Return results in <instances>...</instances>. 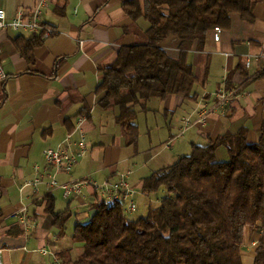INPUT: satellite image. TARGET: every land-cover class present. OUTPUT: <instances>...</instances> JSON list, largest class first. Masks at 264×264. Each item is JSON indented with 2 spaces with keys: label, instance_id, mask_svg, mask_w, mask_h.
<instances>
[{
  "label": "crops",
  "instance_id": "obj_1",
  "mask_svg": "<svg viewBox=\"0 0 264 264\" xmlns=\"http://www.w3.org/2000/svg\"><path fill=\"white\" fill-rule=\"evenodd\" d=\"M127 1L50 0L41 23L51 34L30 52L29 60L14 42L37 34L0 30V66L7 75L0 82V264H51L41 249L57 258L67 252L71 260L82 253L72 235L75 226L87 223L95 212V194L84 189L80 197L67 199L59 189L30 185L37 179L47 181L42 152L56 148L68 135L72 142L84 138L86 153L69 174L56 176L57 183L89 177L98 183L114 182L118 175L131 172L126 180L134 190L136 211L137 199L146 201L149 210L162 198L152 203V196L142 195V181L188 155L193 145L205 146L242 128L248 131L249 143L258 139L264 120V75L253 78L264 71V0L255 6L251 23L233 13L229 26L220 28L218 42L210 31L201 50L193 44L186 60L196 79L192 90L196 100L179 95L148 100L134 121L138 130L134 145H127L116 123L117 111L102 109L97 94L101 70L115 62L118 51L147 41L149 24L126 17L122 5ZM35 3L0 0V9L12 19ZM159 46L168 57L178 59L177 37L168 36ZM224 81L236 91L234 100L224 114L216 110L203 123L197 122L202 112L214 108ZM184 118L191 122L186 130ZM225 157L223 148L218 149L217 158ZM47 198L54 212H69L62 232L45 210ZM20 203L30 219L27 231L17 218ZM260 234L245 228L242 264H253Z\"/></svg>",
  "mask_w": 264,
  "mask_h": 264
},
{
  "label": "trees",
  "instance_id": "obj_2",
  "mask_svg": "<svg viewBox=\"0 0 264 264\" xmlns=\"http://www.w3.org/2000/svg\"><path fill=\"white\" fill-rule=\"evenodd\" d=\"M260 0H130L122 9L131 20L149 24L144 45L123 47L115 62L101 70L97 87L99 106L117 111L116 123L127 145H134V121L148 100L179 95L195 101L196 83L187 52L196 43L201 50L208 32L227 28L236 13L248 23ZM168 36L179 40L174 60L160 48ZM42 43L41 35L14 42L29 60ZM264 71L253 79H259ZM245 128L217 137L205 146L193 145L188 155L153 172L142 181L141 193L163 192L159 204L144 217L131 218L120 202L97 201L89 221L76 225L72 239L82 253L62 264H242L245 228L260 231L253 264H264V120L256 142L249 143ZM223 148L226 157L217 158ZM60 232L69 212H54L50 198L45 208Z\"/></svg>",
  "mask_w": 264,
  "mask_h": 264
},
{
  "label": "built area",
  "instance_id": "obj_3",
  "mask_svg": "<svg viewBox=\"0 0 264 264\" xmlns=\"http://www.w3.org/2000/svg\"><path fill=\"white\" fill-rule=\"evenodd\" d=\"M50 0H36V3L31 9H20L12 19H7L6 14L0 9V30H12L16 32H26L30 34L41 35L42 39L51 34V30L43 26L41 23V16L43 10L47 7ZM221 29L214 27L212 30V38L214 42L220 39ZM7 75L0 66V82H4ZM236 91L232 88H227L224 85L215 94L216 104L210 111L202 112L199 115L197 122L203 123L206 116L216 110L224 114L230 104L235 98ZM189 118L183 119V130L190 126ZM75 148V149H74ZM86 153V144L84 138H80L76 142L71 141V136L68 135L63 143L53 149H45L42 152V157L45 165V172L47 181L35 180L31 186L44 184L49 189H59L64 198L80 197L84 189L91 190L97 201L105 204L111 202H120L122 204L123 212L131 215L136 210V203L134 200V190L129 186L126 178L131 172L120 174L114 182L104 181L96 182L92 178L71 182L67 184H58L56 176L59 174H69L75 167L78 160ZM21 191V190H20ZM21 208L17 214L19 224L24 231H27L30 226V219L27 215V208L23 203H20ZM43 256L51 257V264H62L60 260L46 249L39 250Z\"/></svg>",
  "mask_w": 264,
  "mask_h": 264
},
{
  "label": "rangeland",
  "instance_id": "obj_4",
  "mask_svg": "<svg viewBox=\"0 0 264 264\" xmlns=\"http://www.w3.org/2000/svg\"><path fill=\"white\" fill-rule=\"evenodd\" d=\"M163 196H164V193L163 192H158L156 195H153L151 197L152 203H156V199L157 198H160V197H163ZM137 201H138V209H137V211L135 210V212L130 215V217L131 218H134V219L135 218H138L139 215H141V217H144L146 215L147 211H148V208L150 207L149 204H145L146 201L143 202V201H140L138 199H137ZM153 206H156V204L151 205V207H153ZM87 215L88 216L90 215V211L87 212Z\"/></svg>",
  "mask_w": 264,
  "mask_h": 264
}]
</instances>
